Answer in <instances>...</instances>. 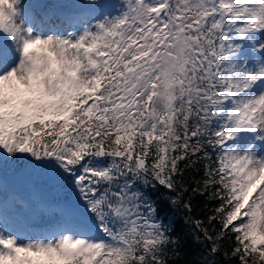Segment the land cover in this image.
<instances>
[{"label": "snow or ice", "instance_id": "6c2138e0", "mask_svg": "<svg viewBox=\"0 0 264 264\" xmlns=\"http://www.w3.org/2000/svg\"><path fill=\"white\" fill-rule=\"evenodd\" d=\"M162 204L264 264V0H0V264H179Z\"/></svg>", "mask_w": 264, "mask_h": 264}, {"label": "trees", "instance_id": "16d2710c", "mask_svg": "<svg viewBox=\"0 0 264 264\" xmlns=\"http://www.w3.org/2000/svg\"><path fill=\"white\" fill-rule=\"evenodd\" d=\"M16 177L22 181V187L28 188L27 184L34 186L33 178H30L25 172L14 173L11 169L7 172L6 177ZM45 197L52 199V193L44 192L42 193ZM194 205H196V214H200V210L203 208V200L197 198L194 200ZM161 215L165 222L171 225L174 229V235L181 238V260L179 264H184V261H194L199 258V256L204 251V246L193 239L191 229L188 224L185 223V214L180 209H173L168 207L166 204L161 205ZM230 241L225 242V246L230 245ZM220 264H226L222 258H218Z\"/></svg>", "mask_w": 264, "mask_h": 264}, {"label": "rangeland", "instance_id": "374dc122", "mask_svg": "<svg viewBox=\"0 0 264 264\" xmlns=\"http://www.w3.org/2000/svg\"><path fill=\"white\" fill-rule=\"evenodd\" d=\"M49 2V8H52V9H55L56 7L60 6L61 4H64L66 2H68L67 0H48ZM6 180V179H5ZM8 184V186L11 188V189H14L16 192H18L20 195L22 196H27V195H24L22 194L18 189H17V186L12 183V182H6ZM29 193H31V191H29ZM56 197L57 194L53 193Z\"/></svg>", "mask_w": 264, "mask_h": 264}]
</instances>
